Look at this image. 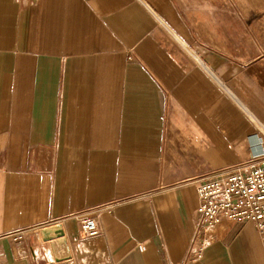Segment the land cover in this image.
Segmentation results:
<instances>
[{
    "label": "crops",
    "instance_id": "0c3cea01",
    "mask_svg": "<svg viewBox=\"0 0 264 264\" xmlns=\"http://www.w3.org/2000/svg\"><path fill=\"white\" fill-rule=\"evenodd\" d=\"M251 115L264 0H0V264H264L226 218L187 262L198 185L259 152Z\"/></svg>",
    "mask_w": 264,
    "mask_h": 264
},
{
    "label": "built area",
    "instance_id": "2783aa9c",
    "mask_svg": "<svg viewBox=\"0 0 264 264\" xmlns=\"http://www.w3.org/2000/svg\"><path fill=\"white\" fill-rule=\"evenodd\" d=\"M250 117L263 137L257 139L259 152L255 153L250 163L240 166L236 171L226 175L227 171H224L221 177L198 185L200 205L187 262L199 259L208 244L210 227L224 218L252 222L264 241V125L252 115ZM81 226L87 237H94L101 231L98 221L86 214L82 217ZM23 232H18L19 238ZM48 264L74 262L67 258Z\"/></svg>",
    "mask_w": 264,
    "mask_h": 264
},
{
    "label": "water",
    "instance_id": "95a60500",
    "mask_svg": "<svg viewBox=\"0 0 264 264\" xmlns=\"http://www.w3.org/2000/svg\"><path fill=\"white\" fill-rule=\"evenodd\" d=\"M44 241H50L53 239H58L64 236L63 227L61 225H56L52 227L44 228L41 231Z\"/></svg>",
    "mask_w": 264,
    "mask_h": 264
}]
</instances>
